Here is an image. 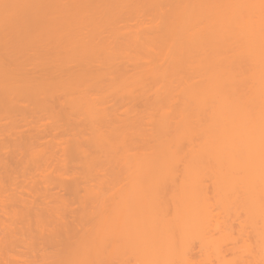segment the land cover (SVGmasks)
I'll use <instances>...</instances> for the list:
<instances>
[{"label": "rangeland", "instance_id": "obj_1", "mask_svg": "<svg viewBox=\"0 0 264 264\" xmlns=\"http://www.w3.org/2000/svg\"><path fill=\"white\" fill-rule=\"evenodd\" d=\"M206 1H201V4ZM207 2L208 6L206 4L204 7L203 5L199 6L201 8L208 7V9L205 8L207 11L196 7L198 8H194L196 11L193 9L194 16L195 14L199 15L202 11L211 14L213 8H215V14H204V17L208 16V20H204L205 18L202 17L203 20L200 23V27H204L202 29L204 33H200V35H204L202 38L198 36L200 40L198 38L197 40L194 35L195 38L192 37V42L187 44L185 42H189L191 35L197 32L183 33L180 26L176 32H170V26L164 25V21L173 9L182 8L185 0H0V75H50L54 70L52 69L51 72H46V70L49 67V62L55 61V56L38 64L33 52L38 44L44 48H50L58 39L60 53L71 52L74 46H77L78 54L73 56V61L70 63L73 66V71L85 75L90 71L105 75L107 80L103 90L107 96L110 95V104L120 103L118 118L105 123L109 129L104 130V138L98 139V136L89 130L85 133L84 143L81 146L83 150L80 153L81 158L75 156L71 160L64 176L53 173L54 171L50 168L55 162V156H52L55 159L52 158L53 160L48 163L37 157L30 159L17 170L24 174V177H19L17 185L7 184L6 189L0 191V264H47V261L61 259L62 253L73 246L92 252L112 250L126 252L128 257H125L128 259L121 263L141 264L140 260L143 256H138L139 248L147 254L146 249L155 248L156 242H159L157 240L154 242L155 238H152L151 235L166 233L173 236L175 234V237L182 234L184 237V233L185 236L189 234V229L195 236H191V238L193 237L191 241L195 246V254H193L196 259H194L197 260L198 256L200 259L199 250L203 253L206 251V256L209 258L208 262L205 261V257L201 258L202 261L204 259V263L198 259L201 264H211L212 262H214L212 264H229V262L237 264L238 261L240 264H244V259L249 260L250 255L255 257L253 260H256L255 263L252 260L251 264H264V190L260 192L264 188V154H255L256 152L254 155L250 154L253 152H250L249 144L253 146L254 144L251 143L255 142L245 139L244 129L251 131L248 136L253 134V130L245 127L243 129L241 124L242 128L236 126L238 129L234 128L235 124L231 125L234 129L230 128V125L224 124L230 118L229 116L236 112L226 115L228 112L223 113L227 111L223 110L225 107L221 106L222 108L220 107L219 110L217 108L219 100L209 97V92L196 93L199 87L205 86L206 75L214 74V69L222 70V67L225 69L224 67L228 64L227 60L237 56L233 51L240 46L237 44L247 42V39L244 40L247 34L242 30L243 24L249 25L246 24V19L242 14L245 11V3L241 12L236 11L241 10L242 6L236 5L239 9L235 6L237 9L234 10L235 15L237 13L238 16L239 13L242 15L236 19L235 25L237 24L238 29L234 27L231 29L230 24L233 18L231 14L234 13H231L230 9L227 12L226 8L230 4V0L229 2L227 0H208ZM138 5L149 6L147 10L142 6L143 13L140 16L142 21L137 20L133 14L135 12L132 7ZM94 11L97 12L95 17L91 15ZM263 11L261 4H257L252 14V26L256 27L261 24L259 17L264 13ZM217 14L221 16H217ZM230 17L232 18L230 19ZM225 19L227 22H231L225 24H229V26H225V31H223ZM211 26L214 30L218 28L220 30L215 32ZM93 29H98L99 32L95 31L92 37ZM209 29L210 31H207ZM230 30H234V35ZM228 31L230 34L227 33ZM241 31L244 35L241 34ZM212 32L219 33V35L214 34V36L216 35L214 37ZM110 33L112 37L108 35ZM209 33L212 34L216 42L211 40ZM236 33L239 39L236 37ZM106 38L112 39V45L105 47L102 45V40ZM194 40L198 41V46L201 41V47H198L197 44L192 45ZM237 41L239 42L237 43ZM214 44L219 47L216 49ZM241 61L243 63L239 64V71L247 74L249 63L245 55H242ZM173 62L177 63H174L173 66ZM214 63L217 66L213 67ZM244 82L240 83L239 88L243 84L249 85L248 82ZM246 85L242 86L244 90L248 88ZM18 93L20 91L16 92L12 101H9L7 96L0 94V111L12 106L31 108L36 105L35 97L20 96ZM97 95L96 89L88 90L84 95L74 93L66 96L65 102L75 109L73 117L86 118L87 109L98 103ZM242 95L241 97L244 99ZM210 100L215 102L214 104L218 102L215 107L217 112L221 113L220 116H217L216 108ZM129 104L134 105L135 110L126 115L124 110ZM18 116L21 115L18 114ZM225 117L229 118L225 119ZM218 118H220L219 122L221 119L224 120L225 126L223 124L216 125ZM9 122L10 117L0 115V126ZM257 129H254L255 134H253L256 137ZM230 135L234 140H230ZM256 145L258 146L256 143L252 147L254 151L258 150ZM247 148H250L247 150L248 154ZM59 154L60 152L56 153L57 156ZM55 171L58 170L55 169ZM71 174H76L75 180L70 176ZM215 183L221 189L219 196L208 197L209 203L212 201L211 204L214 207L209 206V209L219 208L218 212L222 210L220 213L226 219V221L222 220V224L225 223V226L227 221L230 222L231 217H233V223L235 218L236 222L240 220L239 223L241 221L245 223L248 221L245 217H248L250 220L245 224L247 225L245 231L248 233L247 238L250 241L245 237L244 240L238 237L237 242H232L233 239L230 238L234 237L230 235L233 232L234 235L238 234L237 231H233L235 226L232 222H230L232 228H229L228 226L224 227L220 221L221 228L217 227L218 230L214 226H216V222H219L218 219L222 218L221 214L218 217L219 213L216 215V211L214 213L211 210L217 216H214L215 222L214 218L211 220L208 216L211 211L208 210L210 213L206 214L207 217L201 213L200 205L206 198H204L202 189L206 184L210 195ZM201 184H204L203 187L201 186L202 188ZM236 189L238 190L237 198L244 199L241 202L245 203L244 205L239 204L246 208V211L245 201H248L246 198L249 197L252 200L251 204L254 202V206L251 205L253 207L249 208L250 211H247V215L245 210L242 209L245 212L239 210L241 206L237 204L236 198H234L235 205H238V208L234 209L235 205H232ZM250 192H253L252 197L247 196L248 193L251 194ZM155 201H161L159 203H162L164 207L165 218L173 221L172 224L170 223L171 225L163 223L153 225L147 221V219L151 221L152 217L154 218L152 214L155 207L152 208V206H156ZM237 201L240 202V200ZM147 202L154 204L151 206L152 214ZM233 210H239L240 213L237 214L242 216H237L244 219L236 217ZM124 212H127L126 216L123 215ZM104 215L109 216L103 218ZM102 219L115 220V222L98 224V221ZM119 219L122 222H119ZM140 219H144L148 223L136 222ZM79 222H81L80 226L77 224ZM179 222L183 225L187 223L186 232H182L183 225H179ZM174 223L178 225H174ZM227 225L229 224L227 223ZM235 225L238 228L236 223ZM238 226L240 227L242 224H238ZM201 227L208 234L204 233L203 229V234H196L201 232V230L198 232ZM85 234L97 237H114L115 239H95L75 245H71V242L66 239L63 240L67 236L76 238ZM204 234H206V238L210 236V239L204 237V240L208 241L206 246L201 237ZM256 236L258 237L256 238ZM118 237L120 240H116ZM139 237L144 239L140 243L137 239ZM172 237L170 241L178 240ZM148 238L153 239H151V244ZM239 238L241 241L247 239L251 243L250 249L248 248L249 244H246L247 247L246 242L242 245ZM162 239L160 237L159 240ZM184 239L186 240V238ZM188 239L190 241V238ZM217 239H221L220 242L224 244L223 250L231 248L233 244L237 245L235 252L236 254L242 252L245 256L244 259L237 258L234 261L232 254L235 252L232 253L228 250L224 253L228 256L227 259L224 257L220 260L221 258L216 256L219 250L216 248L217 246L220 248L222 244ZM194 240L196 241L194 242ZM170 241L165 242H169L170 245ZM165 242L163 243L166 245ZM163 243L160 244L163 246ZM181 243L176 242L175 245L178 248L175 249L174 245L173 250L178 251ZM193 243L191 244L193 245ZM219 243L221 245H218ZM202 244L205 247H201ZM214 244H217L216 248ZM129 245L137 247L132 249ZM239 245L241 247H238ZM128 246L129 248H127ZM156 247L160 248L161 245ZM163 248L161 247V249ZM167 248L171 249L173 246ZM240 248L241 252H239ZM155 249L150 251L155 256L154 258L159 255H154ZM161 249L156 250L160 251ZM169 252L171 255H168L171 257L168 258L171 259L166 258L167 260L164 261L169 263L168 260H175V262L172 261V264L182 262L175 256L176 252L173 256L170 250ZM212 253L218 259H215L214 255L212 258V255L210 256ZM135 256L136 258L137 256L141 257V259L136 261ZM19 257L22 258L19 259ZM145 258L147 260L148 256H144L143 259L145 260ZM22 259L25 262H22ZM153 261L159 264L166 263L160 262L161 259ZM184 262L182 263L184 264Z\"/></svg>", "mask_w": 264, "mask_h": 264}, {"label": "bare ground", "instance_id": "obj_2", "mask_svg": "<svg viewBox=\"0 0 264 264\" xmlns=\"http://www.w3.org/2000/svg\"><path fill=\"white\" fill-rule=\"evenodd\" d=\"M201 1H206V0H192V1L185 0V4L183 5V7L180 9H173V11L168 15L167 19L164 21L165 26H170V32H176L179 26L181 27V32H183V33L190 31L189 34L190 33L192 34L193 32H197L196 34L194 33L191 35V37H190L191 39L189 38V40H190L189 42H185L187 44L192 42L191 40L193 38H195L194 35H196V39L197 38L199 39L198 36H201L200 38H202V36L204 35V34L200 35V33H204V30L202 32V29L204 27H200V23L202 22L203 18H205L204 20L207 19L208 16L204 17L206 15L205 13H207V12L204 13L202 11L203 15L201 12L200 13L201 15L195 14V16L196 15L197 16L196 17L194 16V11H196V9H198V8L199 9L201 8L199 6L203 5V7H204L205 4L208 6V4H207L208 0L206 1V3L203 2V4H201ZM227 1L229 2V0H227ZM259 3L261 4V8L263 10L264 9V0H243V1L242 0H230L231 5L230 4L228 5V7L230 6L229 8L226 7L228 10L227 12H229V9H230V12L234 13L237 10L236 8L238 6L239 7L242 6L241 10L238 7L239 11H236V12H241V11H243L242 8L245 5V7H244L245 11H243L242 14H243L244 19H246L245 20L246 24H249V25L243 24L244 28L242 30L247 34V35H245V38H244L245 41L247 39V42H245L246 44L245 43L242 44L241 42H240L241 44H237L240 46L242 45L241 47L238 46L235 49L233 48L234 49L233 51L235 52V54L237 56L230 57V59L227 60L228 64L226 65V67H224L225 69H223V67L221 68L223 71L214 69L213 70V72L215 71L214 74L206 75L207 78L206 77L205 78L207 80H206L205 86L203 88L199 87L198 91H196V93L201 92V94L209 92L210 93L209 97H213L217 101L219 100L218 105H217L218 102L216 104H214L215 102H212L211 100L210 101H211L212 105L214 104L213 105L214 107L217 105V108H219V110L222 107L223 108L225 107L226 109L224 108L223 110L224 111L227 110L226 112H223V110H221L224 114L228 112L226 115H232L234 112H236V113H234V115L229 116L230 118L227 117V118H229L227 120L228 122L227 121L224 122V120L221 119V122H222L221 123V122H219V119L221 117L218 118V120L216 121L218 123L216 125L220 124V126H221V124H223V122H224V124L226 123L225 124L226 126L230 125L229 127L233 128V126L235 124V126H234L235 129H238L237 128L238 126H239V128L241 126H243V129L245 127V128L253 130V134H255L254 129H257L258 127L260 128V129L259 128L257 129L258 130L257 131L258 133H256L257 137L254 136L253 134H252L253 136L252 135L248 136L251 134L250 133L251 131L244 129V132H245L244 135L246 134L245 139L247 138L248 140L247 139L246 140L249 142H255V143H251V144H254L253 146H255L256 143L259 146L258 147L256 145V147L258 148L259 151L256 148H255L256 151H254V148H252L253 146L249 144L251 149L247 148L246 151L250 149V152H253V153H250L251 155H254L255 152H256L255 154H257V153L258 154H260V153L264 154V13L261 14V16L259 17V21L261 24L256 25V27L251 25L252 14L254 12V9L256 8V5ZM197 4H199V5L196 6ZM236 5H238V6H236ZM142 6H144L143 8L146 10H147V8H149V6L145 7V5H138V6L132 7V10H134V12H135L133 14H135L137 20H140V21H142V19L140 18L141 14L143 13ZM235 6H236V8H235ZM196 7H198V8H196ZM203 7L201 8L202 10L205 8L208 9V7H205V8H203ZM194 8H196V9H194ZM193 9H194V11H193ZM214 9L215 8L212 9L213 13L215 12ZM192 11H193V13H192ZM191 13L193 14V16ZM213 13L211 12V14H213ZM211 14L209 13V15H211ZM219 14H217V16ZM242 14L239 13V16L241 17ZM91 15L95 17L97 15V12L94 11V12H92ZM231 15H233L232 16L233 18L230 17V19L232 18L231 20H232V22L233 21L234 22L232 24L231 21L227 22V20L225 19L226 21L225 22L223 21V23H224V25H223L224 30L223 31H225V26H229V24L228 25H225V24L230 23V22H231V24H230L231 29H233V27L238 29L237 24L235 25V23L237 22L236 19H238V17H239L238 13L236 15H235V13L231 14ZM219 16H221V15H219ZM194 17H195V19H194ZM213 17H214V15H213ZM212 20L215 21L214 19H212ZM222 20H224V19H222ZM219 22H218V24H219ZM211 25H213V24H211ZM206 26H207V24H206ZM206 26H205V30H206ZM219 26H220V24H219ZM213 27H214V25H213ZM213 27L211 26V28H213ZM226 28H228V27H226ZM210 29L207 31H210ZM215 29H216V27H215ZM213 30H214V28H213ZM217 30H214V31L216 32ZM221 30H222V28H221ZM95 31H98V29L92 30V32H91L92 37L94 36ZM231 31H233V32H231ZM230 32L233 33V35H234V30H230ZM212 33H213V36H214V34H217L214 32H212ZM227 33H229V31ZM241 34L244 35V33L242 31H241ZM108 35L110 37H112L111 33ZM209 35H211L209 37H211V40H212L213 39L212 34L209 33ZM217 35H219V33ZM235 35H237V33ZM236 37L238 38V35ZM236 37H235V39H236ZM197 40H194L193 41L194 44H192V45L197 44L198 43ZM213 40H215V39H213ZM218 40H221V39H218ZM111 41H112V39L106 38L105 40H102V45L104 47L106 45L110 46V45H112ZM199 42L201 44V41H199ZM215 42H216V40H215ZM238 42L239 41H237V43ZM57 43H58V39L54 42V45H51L50 48H44V46L38 44V46H36L34 48V52H33L34 58L37 60L38 64L43 63L42 62L43 60L48 61L50 59V57L52 58L55 56V61L53 63L49 62V67L46 70V72H51L52 69L54 70L50 75H0V94L7 96L9 101H12L13 97L16 96V92H18V91H20V93H18L20 96H32V97H35L34 99L36 101V105L31 107V108H26V107H22V106H12L11 108H8L4 111L3 110L0 111V115H6V116L10 117L9 123L0 126V191L5 190L7 184L17 185L19 182V177L20 176L24 177V174L17 172V170L19 168H22L30 159H34L37 157H38V159L43 160L45 163H48V162H51L53 160L52 158H54V157H52V156H55V158H56V159L54 158L55 162H54L53 166H51L50 168H52V171H54L53 173H55L59 176H64L66 173V170L68 169L69 165L71 164V160L75 156H77L78 158H81L80 153L83 152L81 146L84 143L85 133L89 130L90 132H93V134H96L98 136V139H102L105 137V131L104 130L109 129L105 125V123L110 122L112 119L118 118V109H119L120 103L113 102V104H110V101H109L110 95L107 96L106 92L103 90V87L106 84V80H107V79H105V75H102L98 72L93 73L92 71H90L89 73H86L87 75H85V74H80L77 71L76 72L73 71V66L70 63L73 61V58H74L73 56H76L78 54L77 53V46H74V48L71 52H66V54H63V52H61V53L59 52ZM200 44H199V46L201 47ZM218 44H220L219 41H218ZM235 45H236V43H235ZM243 45H244V47H243ZM197 46H198V44H197ZM215 47H216V45H215ZM217 47H219V45ZM217 47H216V49H217ZM79 55H81V53H79ZM242 55L246 56L248 63H249V65H248L249 71L247 74H243V72L239 71V69H240L239 64L243 63L241 61ZM187 57L190 58V56H187ZM174 63L176 64L177 62H173L172 63L173 66H174ZM215 65L216 64L214 63L213 67ZM220 71H222V72H220ZM83 72H84V70H83ZM213 72H211V73H213ZM246 80H248L247 82L249 83V85L247 84L248 85L247 86L246 84H243V85H241V87L246 85L248 88H246L245 90L243 89V87L239 88L240 83H243L244 81H245L244 83H247ZM93 89H96V91L98 93V95H97L98 103L87 109L88 115L86 116V118L73 117L75 109L73 108V106H71L70 104H67L65 102L66 96H69V95L74 94V93H78V95L79 94L84 95L88 92V90H93ZM242 89H243V91H242ZM242 94H244V95H242ZM241 95L244 96V99H242L243 97H241ZM206 96L207 95L205 94V97ZM218 96H219V98H218ZM57 101H61V102L59 103ZM217 108L215 109V112H217ZM134 110H135L134 105L129 104V106L126 107V109L124 110V114H126V115L129 113L131 114ZM217 113H218L217 116H220L221 113H219V112H217ZM18 114H20L21 116H18ZM233 116L236 118H234ZM222 118H223V116H222ZM227 118L225 117V119H227ZM216 119H217V117H216ZM236 123H237V125H236ZM232 124H233V126H231ZM240 124H241V126H240ZM109 127L112 128L111 125H109ZM233 131H235V130H233ZM231 136L232 135H230L229 137H231ZM232 138L233 137L230 138L231 141L234 140V138L233 139ZM57 152H60V154L58 156L56 155ZM247 154H248V151H247ZM55 169L58 171H55ZM263 174H264V172H263ZM70 176H72L74 178L73 180H75L76 174H71ZM213 185L214 186L212 188V191L210 192V195H209L208 188H206V184H205V188L202 189V192L205 196L204 195H201V196L202 197L204 196V198L206 197L205 199L203 198L204 203L202 202V204L204 205L205 202H206V204L204 205L205 207L202 204L200 206L202 207L201 213H203L205 217H207V215L210 213V212H208V210L209 211L213 210L214 213L216 211V213H215L216 215L219 213L217 215L218 217L220 214H221L220 216L223 215L222 213H220L222 211L221 208H220L221 211L219 210L220 212H218L219 208L216 210H214L212 208L209 209L210 207H213V204H211L212 201H211V203H209L210 200H208L209 199L208 197H211V196L214 197L217 195L219 196L220 189H221L216 183ZM201 186L203 187L204 184H201L200 187ZM207 187H208V185H207ZM230 190L234 191L235 189H230ZM262 190H264V188H262L260 190V192ZM142 191H144V190H142ZM226 191H228V190H226ZM237 191L238 190L236 189V191L234 192V195H235L234 197L231 193H230V195L233 197L234 202H235L234 198H236L237 204L242 203V205H244L245 203L243 204V202H241L242 198L241 199L237 198L238 197ZM153 192H154V190H153ZM250 193L251 194L248 193L247 196H251L253 192H250ZM244 195H245V192H244ZM217 199H218V197H217ZM246 199H248V201H249V202L245 201L246 205H247L246 206L247 211L248 210L250 211L251 207L254 206L253 205L254 202L251 204L250 201L252 202V200H250L249 197H247ZM237 200H240V202ZM159 202H161V201H155L154 202L156 204V206H152L154 204H152L150 202L146 203L150 207L149 210H151V214L153 211V209H151V206H152V208L155 207L153 214H152V215H154V218L152 217L151 221H149L150 219L149 220L147 219V221L153 225L163 223V224H165V225L167 224L169 226L172 224L171 222H173V221L171 219L165 218L164 207H163L162 203H159ZM236 202L234 204L232 203V205H235ZM247 202H248V204H247ZM207 204H209V205H207ZM256 204H257V202H256ZM147 205H144V206H147ZM242 205H240L241 208L239 207L240 208L239 210H241V211L245 210L246 211V208H244ZM251 205H253V206H251ZM206 206H207V208H206ZM235 208H238V205H235L234 209ZM239 210H235L236 212L233 210L236 217L241 215V214H237V213H240ZM213 211H211V213L208 215L211 220H213L214 216H216L214 213H212ZM245 211H243V212H245ZM247 211H246V215L248 213ZM125 214H127V212L126 213L124 212L123 215H125ZM136 214H138V213H136ZM211 214L212 215L214 214V215L212 216ZM142 215H140V216H142ZM107 216H109V215H104L103 218H105ZM241 216L238 218H243ZM197 218H199V217L197 216ZM234 218H235V216H234ZM246 218L248 219V221L250 220L248 217H245V219ZM224 219L225 218H223V216H222V218L220 217L218 219L219 222L217 223L215 218H214V221L216 222V223L214 222L216 224V226L213 225L214 228H217V227L221 228V224L223 223V221H226V219L225 220ZM231 219H230V222L233 223V217H231ZM168 220H171V221H168ZM200 220H201V218H200ZM235 220L237 221V219L236 218L234 219V223H233L234 225L233 226H235V227H233L234 228L233 231L234 230L237 231L236 233H238V234L234 235L233 234L234 232L232 234L230 233L231 234L230 236L234 237V238H230L231 240L233 239L232 242H237L238 237L242 238V239L239 238V241H241V240H244V237L247 238V236H248V233L245 231V230H247V228H246L247 225H245V224L248 221L245 223H242V221H241V223H239L240 220L238 222H236ZM118 221L122 222V221H120V219ZM181 221H182V218H181ZM189 221H191V220H189ZM208 221H210V220H208ZM220 221H222L221 224H220ZM111 222H115V220H108V219L104 220V219H102L101 221H98V224H107V223H111ZM136 222H139V223L142 222L144 224L148 223L144 219L143 220L140 219L139 221H136ZM180 222H179V225L182 226L183 224H180ZM230 222L227 221V223L229 225H227V223H226V226H228L229 228L230 227L232 228V224ZM256 222H257V220H256ZM126 223H128V222H126ZM187 223L184 224L185 226L183 225L184 227L182 226V230H183L182 232L183 233L186 232V230H187L185 228L187 226ZM214 223H212V224H214ZM235 223L237 224L238 228H236ZM77 224H78V226H80L81 222H79ZM217 224H220V226H217ZM224 224H222V225L224 227H226ZM238 224L239 225L242 224V226L244 228L242 226L239 227ZM174 225H178V224L174 223ZM189 228H190V226H189ZM202 229L203 228L201 227L198 231V232H200V230H201V232L196 233V234H203ZM203 230H204V233L208 234V232H205L206 231L205 229H203ZM188 233L189 234H187V235L190 236V237L188 236V238H190V241L187 238V235L185 236V233L183 234L184 237L182 236V234H181L182 237L180 235H177L175 237V234L173 236L172 234L168 235L166 233H165L166 235L165 234L163 235L162 233H159V234L155 233V234H153V236L157 234L155 237H153L151 235L152 238H155L154 240L151 238L154 242H155V240L159 241V242H156L157 245L155 244L156 249H161V247L163 248V246L165 245L163 242L170 241L172 236L175 237V239L177 238L178 240L176 241V240L172 239L173 241H170L171 242L170 245H169V242H165L167 244L160 251L156 250L153 247V249H155L154 252L152 251L154 253V255L159 254L158 257L156 256V258H154L155 256H153V254H151V252H150L153 249H151V250H148L149 248L146 249L147 254H148V252H150L147 255V254H145L146 252H143L144 251L143 249L139 248L138 253H140V254H138V253L137 254H138V256L142 255L143 257L141 256L142 257V259H141V257L139 258L137 256V258H136V256H135L136 261L138 259L139 260L141 259L140 260L141 264H143L144 262H146V264H151V263L159 264L153 260L159 261V259H161L160 262L163 261V262L167 263V261H164V260H167L166 258H168L171 255L169 250L172 252L176 242H180V243L182 242L181 247L179 248L180 251L178 249L179 253L177 250H175V251L173 250L172 256L176 252L178 255L175 253V256H177L182 262L185 261L184 264H186V263L187 264H197L198 262L201 264V261H202L201 258H204V257H205L204 258L205 261L208 262L207 260L209 258L206 256V254H207V253H205L206 251L203 253V251H201L199 249L198 250H199L200 254L197 252V256H198V254L200 255V259H199V256H198V259L201 261H199L198 259L195 260L196 259V256L194 255L195 254V251H194L195 246H194V243L191 241V240H193V237H195V236H194V234H191L192 231L190 229H189ZM160 234H162V235L160 236ZM158 235H159V237H158ZM205 235L206 234H204V236L200 235L203 240H204V237L206 238ZM191 236H193V237L191 238ZM160 237H161V239L162 238H164V239L169 238V240L162 239L163 240L162 241V240H159ZM180 237L182 240L180 239ZM209 237H207L206 239H208ZM257 237L258 236H256V238ZM108 238L110 239V238H114V237H104V236L97 237L95 235H89V234L86 235L85 234V235H82V236H79L76 238L67 236L63 240L66 239L67 241L71 242V245H75V244L82 243L85 241H92L95 239H108ZM183 238H186V240L185 239L183 240ZM137 239H139L138 243H140L141 241L144 240L143 238H140V237ZM140 239H142V240H140ZM151 239H149L150 244L152 242ZM247 239L250 241L249 238H247ZM116 240H120L119 237ZM205 240H204V242H205V246H206V244H208L206 242H208V241L207 240L205 241ZM217 240H219V239H217ZM246 240L241 241L242 245L244 244V242H246L245 245L248 243L249 244L248 248L250 249L251 243L248 240L247 241ZM195 241L196 240H194V242ZM213 241H215V240H213ZM220 241H221V239L219 240V242ZM172 242H175V243H172ZM160 243H163V246ZM191 243H193V245ZM215 243H216V241H215ZM220 243L218 245L222 244V243L221 244ZM160 245H161V247H160ZM223 245L224 244H222V246H220V248H218L217 244L215 245V248L217 246L216 249H219L218 252L216 251L217 252L216 256L218 255L217 257L221 258L220 260H222V258H224V257H225V259H227L226 257H228V256L224 255V253L226 251L228 252V250H229V252L234 253L236 251L235 246H237V245L233 244V246L231 248L223 250L222 249V248H224ZM129 246H131V245H129ZM129 246L127 248H129ZM138 246H139V244H138ZM156 246H159L160 248H157ZM166 246L167 247L173 246V248H171L172 249L171 250L170 248H167ZM205 246L202 244L201 247H205ZM76 247L77 246L69 247L68 249H66L62 253L61 259L47 261V264H115L116 261L119 262V263L117 262L118 264H123L121 262H125L124 260L128 259L125 257V256H127L126 252L121 253V251H113V250L109 251V252H102V251L92 252L90 250L86 251V250L77 249ZM136 247L131 246L132 249H135ZM201 247H199V248L201 249ZM238 247H241V245H239ZM246 247H247V245H246ZM151 248H152V246H151ZM177 248H178V246L175 245V249H177ZM207 249H208V246H207ZM136 250H138V249H136ZM140 250H141V252H140ZM162 250L163 251L165 250V251L163 252ZM204 250H206V249L204 248ZM241 250L242 249L240 248V251L239 250L238 251L241 252ZM166 251L169 253H167ZM209 251H208V254L210 253ZM160 252H162L163 255ZM213 252H215V251H213ZM201 253L204 255L203 257H202ZM168 254H170V255H168ZM240 254L239 253L236 254V252L234 254H232L234 256V257L232 256L234 258V261L237 258L238 259L242 258V260L244 259L245 256H243L242 252ZM166 255H167V257H166ZM193 255H194V257H193ZM211 255L213 258L214 254L212 253V254H210V256ZM144 256H148L149 259L147 258V260H149V262H147L146 258H145L146 261L143 259ZM164 256H165V258H164ZM232 257H231V259H232ZM20 258H22V257H19V259ZM157 258H159V259H157ZM214 258H215V255H214ZM218 258H215V259H218ZM254 258H253V256L250 255V259L249 260L244 259L243 263L244 264H251L252 260ZM122 259H123V261H122ZM168 259H171V258H168ZM204 259H203V261H204ZM231 259H230V261H231ZM142 260H144V262H142ZM21 261L25 262L23 259ZM172 261L173 260H168L169 263H167V264H170V262H171V264L173 262H175V260L173 262ZM176 261H177V259H176ZM215 261H217V260H215ZM253 261H254L253 263H255L256 260H253ZM182 262L179 264H183ZM223 262H224V259H223ZM166 263H160V264H166ZM176 263H174V264H176ZM212 263H214V262H212ZM230 263L231 262H229V264ZM221 264H223V263H221ZM232 264H234V263H232ZM237 264H240L239 261Z\"/></svg>", "mask_w": 264, "mask_h": 264}]
</instances>
